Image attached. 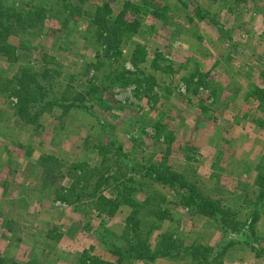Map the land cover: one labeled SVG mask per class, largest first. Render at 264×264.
<instances>
[{"label":"rangeland","instance_id":"rangeland-1","mask_svg":"<svg viewBox=\"0 0 264 264\" xmlns=\"http://www.w3.org/2000/svg\"><path fill=\"white\" fill-rule=\"evenodd\" d=\"M30 1L45 9L36 28L23 20L0 51V260L197 264L175 249L198 246L211 264H264V0H0L1 19ZM105 4L109 21L90 27ZM124 69L138 81L112 85ZM34 75L60 105L26 123L14 109ZM119 147L120 181L97 189ZM162 163L227 217L146 176ZM70 190L83 194L60 201ZM169 246L154 261L110 251Z\"/></svg>","mask_w":264,"mask_h":264},{"label":"trees","instance_id":"trees-1","mask_svg":"<svg viewBox=\"0 0 264 264\" xmlns=\"http://www.w3.org/2000/svg\"><path fill=\"white\" fill-rule=\"evenodd\" d=\"M31 4L34 3L30 1L27 5H24L27 7L31 6V9H29L31 12L30 11L28 12V16L25 17L26 19L22 18L21 15H17L16 18H13V16H11V18L6 19L5 21L4 19H1L2 16L0 15V51L3 50L7 51L12 48V46L7 42V40L9 39L8 37L11 34H16L23 20H28L29 23L27 24V27L36 28L34 26L35 24L31 23V18H34L37 15H39L40 17L41 14L45 12V9L37 5L32 6ZM100 8L101 7L97 8L95 19L91 22L90 27H92V25H97L98 27H102L107 23L108 15H111L112 10L108 4L103 5V9L105 8L107 10L106 14L104 15L103 11ZM65 10H67V8H65ZM109 51L110 50L108 49L107 53ZM117 55H121V53L117 52ZM113 56L114 55L112 54V57ZM144 58H145V53L143 51L142 60ZM99 66H101V64L100 65L90 64V67L96 69H98ZM32 78L33 80H31V82H26V81L21 82L23 89V91L21 92H23L25 96L23 98L20 97V101L18 104L19 106L17 105L18 106V107L16 106L17 109L16 108L14 109L16 110L15 114L17 115V117L20 120L22 119L21 121L26 123H32L33 121L38 120V117L44 114V112H46L48 108H53L57 105H60L58 98H56L53 94L52 95L47 94L49 90L51 91V88L48 84L44 83L42 75L37 77L34 75L32 76ZM137 81L138 80L136 73L124 69L123 71L117 70L115 73H113L111 84L112 85L124 84L125 86H127L130 84H134V82ZM28 83H30L31 85L35 83L36 84L35 86H33V88H30L28 85H26ZM24 85H26L27 89H24L26 88ZM17 92H19V89H17ZM91 92H95L94 88H92ZM76 108H80V109L82 108L87 111H91L93 109V107H86L83 105H76ZM114 146H116V141L110 139L108 144L104 146L101 145L98 147V149L100 150V154H102L104 151H106L105 152L106 154L108 153L107 150L109 149L113 150ZM114 152L116 156L114 157L115 159L114 163L116 166H108V162L105 163L104 161V167L102 169L96 168L94 171L98 180L95 184L97 189L102 188V186L104 185H108L112 181H117V182L120 181L119 179L123 171L122 168L123 162L121 161L123 155L120 147L117 148ZM52 161H55L52 157H45L41 160V163L45 166L44 172L49 170L48 163H52ZM118 166H120V168ZM84 167L85 164L84 165L74 164L70 167L68 173L70 176H77V172L83 169ZM145 170L147 171L146 176L150 177L154 181L163 185H168L170 187L176 188L179 191H181L185 196H188V198L193 200V201L191 200L193 204H196L199 207L201 213L207 215L209 218L220 217L221 219H224L225 217H227V214L224 212V210H222V208L219 205H217L215 202H213L212 200L208 199L206 196L198 192L195 185L185 176L170 171L169 167H165V163H162L161 165H153L147 167ZM136 171L138 172L139 170ZM44 175L45 174L43 173V177ZM63 194L64 193H62V195L59 196L60 201L69 202L72 196H76V194L75 195L73 194L72 190H70L68 194H64V195ZM81 194L83 193L80 192L79 194H77L76 198H79ZM90 197L93 199L97 198L98 192L92 193ZM126 203L129 204L131 202L127 200ZM175 250L179 253L189 255L197 264H211V262H213L216 258L215 252L212 249L206 247L190 246L184 249H180L177 247ZM110 251H112L111 253H113L115 256H118L120 258L126 255V258L154 261L158 257L159 258L167 257L171 253L172 247L169 246L168 248H164V249L158 248L155 251H151L149 248H141L140 250L128 251L126 252V254L121 252L120 250H110ZM0 264H4V263L0 260Z\"/></svg>","mask_w":264,"mask_h":264},{"label":"crops","instance_id":"crops-1","mask_svg":"<svg viewBox=\"0 0 264 264\" xmlns=\"http://www.w3.org/2000/svg\"><path fill=\"white\" fill-rule=\"evenodd\" d=\"M54 261H56V260H54Z\"/></svg>","mask_w":264,"mask_h":264}]
</instances>
